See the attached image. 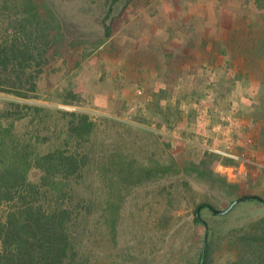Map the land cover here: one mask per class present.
<instances>
[{
  "label": "rangeland",
  "instance_id": "1",
  "mask_svg": "<svg viewBox=\"0 0 264 264\" xmlns=\"http://www.w3.org/2000/svg\"><path fill=\"white\" fill-rule=\"evenodd\" d=\"M32 22L38 91L0 92V109L40 107L14 128L36 152L89 153L69 184L92 203L87 264H196L201 200L228 209L201 214L215 263H235L242 228L264 217L263 201L240 200L264 199V0H0V34ZM72 112L94 121L89 139L70 137Z\"/></svg>",
  "mask_w": 264,
  "mask_h": 264
},
{
  "label": "trees",
  "instance_id": "2",
  "mask_svg": "<svg viewBox=\"0 0 264 264\" xmlns=\"http://www.w3.org/2000/svg\"><path fill=\"white\" fill-rule=\"evenodd\" d=\"M31 24L21 34H10L8 28L0 34V92L29 98L38 91L44 52L36 43L41 33ZM33 109L40 107L17 101L0 109V264H87L78 225L85 213L81 209L90 211L92 203L85 196L75 202L69 184L88 165L90 155L65 148L36 152L31 142L15 137L16 123ZM72 113L76 119L68 126L70 137L89 139L94 121L88 114ZM32 167L42 172L40 181L29 179ZM242 199L264 202L256 195ZM210 206L207 200L195 202L194 219L205 225L208 238L196 264H201L204 247V264H216L211 228L201 214ZM242 230L234 241L239 258L233 264H264V217Z\"/></svg>",
  "mask_w": 264,
  "mask_h": 264
},
{
  "label": "water",
  "instance_id": "3",
  "mask_svg": "<svg viewBox=\"0 0 264 264\" xmlns=\"http://www.w3.org/2000/svg\"><path fill=\"white\" fill-rule=\"evenodd\" d=\"M236 201H237V200H236ZM236 201H235V202H236ZM235 202H233V204H234ZM210 208H211L215 213H219V214H221V213H225L226 211H228V209H227V210H219V209H217V208H215V207H213V206H210ZM198 217L201 218V216L199 215V213H198ZM206 243H207V237L205 238V246H206ZM204 261H205V247H204V252H203V257H202V260H201V264H204Z\"/></svg>",
  "mask_w": 264,
  "mask_h": 264
},
{
  "label": "built area",
  "instance_id": "4",
  "mask_svg": "<svg viewBox=\"0 0 264 264\" xmlns=\"http://www.w3.org/2000/svg\"><path fill=\"white\" fill-rule=\"evenodd\" d=\"M230 127H231V128H229V130L231 129L230 132H231V135H232L233 132H234V130H233L234 128H233V126H230ZM228 132H229V131H228Z\"/></svg>",
  "mask_w": 264,
  "mask_h": 264
},
{
  "label": "crops",
  "instance_id": "5",
  "mask_svg": "<svg viewBox=\"0 0 264 264\" xmlns=\"http://www.w3.org/2000/svg\"><path fill=\"white\" fill-rule=\"evenodd\" d=\"M230 126H231V125H230ZM230 128H231V127H230ZM230 130H231V129H230ZM224 131H225V130H224ZM234 131H235V130H234ZM233 133H234V132H233ZM233 137H234V140H235V142H236V139H235L236 136H232L231 138H233Z\"/></svg>",
  "mask_w": 264,
  "mask_h": 264
}]
</instances>
